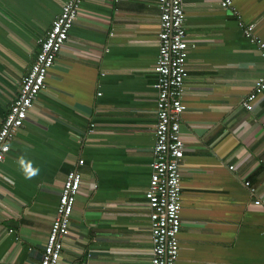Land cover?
<instances>
[{
  "label": "crops",
  "instance_id": "obj_1",
  "mask_svg": "<svg viewBox=\"0 0 264 264\" xmlns=\"http://www.w3.org/2000/svg\"><path fill=\"white\" fill-rule=\"evenodd\" d=\"M65 1L0 0V125ZM156 3L80 6L0 165V264H40L78 160L82 182L60 264H149ZM183 3L189 58L178 264H264V208L252 204L264 198V94L253 103L257 122L242 106L264 79V60L220 0ZM232 3L264 42V0Z\"/></svg>",
  "mask_w": 264,
  "mask_h": 264
},
{
  "label": "built area",
  "instance_id": "obj_2",
  "mask_svg": "<svg viewBox=\"0 0 264 264\" xmlns=\"http://www.w3.org/2000/svg\"><path fill=\"white\" fill-rule=\"evenodd\" d=\"M84 1L66 0L52 21L49 31L39 42L34 61L22 77L18 94L9 102L0 125V165L10 153L12 140L23 126L38 94L46 88L48 72L67 41ZM156 1L159 10L158 52L153 66L156 81L151 84L156 92V125L149 185L144 194L150 221L149 264H178L182 207L180 164L184 158L181 121L186 111L182 96L188 77L189 46L184 29L183 0ZM220 7L232 11L237 16L239 28L247 39L256 44L259 56L264 60V42L253 35L254 26L242 22L232 0H220ZM263 94L264 79L259 78L254 82L251 93L242 102L252 122H257L253 114V103ZM83 164V160H78L74 168L66 174L40 264H60L63 241L69 234L70 218L76 197L80 193ZM252 204L264 208V198H256Z\"/></svg>",
  "mask_w": 264,
  "mask_h": 264
}]
</instances>
